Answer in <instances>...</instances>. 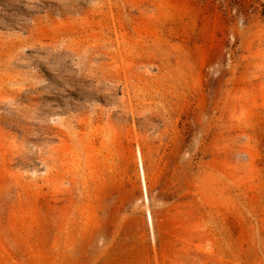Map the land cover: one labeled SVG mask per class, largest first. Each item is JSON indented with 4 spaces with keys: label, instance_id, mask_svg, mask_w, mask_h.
I'll return each mask as SVG.
<instances>
[{
    "label": "rangeland",
    "instance_id": "374dc122",
    "mask_svg": "<svg viewBox=\"0 0 264 264\" xmlns=\"http://www.w3.org/2000/svg\"><path fill=\"white\" fill-rule=\"evenodd\" d=\"M0 264H264V0H0Z\"/></svg>",
    "mask_w": 264,
    "mask_h": 264
}]
</instances>
